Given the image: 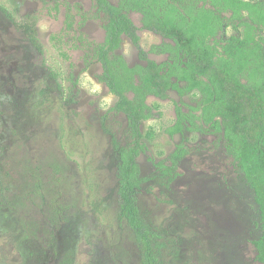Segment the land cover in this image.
Returning a JSON list of instances; mask_svg holds the SVG:
<instances>
[{"label":"rangeland","instance_id":"rangeland-1","mask_svg":"<svg viewBox=\"0 0 264 264\" xmlns=\"http://www.w3.org/2000/svg\"><path fill=\"white\" fill-rule=\"evenodd\" d=\"M127 16L139 45L123 37L115 54L130 67L145 66L139 50L171 64L174 43L143 30L140 13ZM103 22L94 0H0V264H141L142 247L120 216L112 146V138L124 143L126 119L111 111L116 98L93 57ZM242 29L227 27L218 50ZM200 101L198 92L147 97L140 218L159 236L161 264H259L253 192L222 135L197 119ZM176 107L194 126L185 121L171 137ZM179 147L170 175L157 172Z\"/></svg>","mask_w":264,"mask_h":264},{"label":"trees","instance_id":"trees-1","mask_svg":"<svg viewBox=\"0 0 264 264\" xmlns=\"http://www.w3.org/2000/svg\"><path fill=\"white\" fill-rule=\"evenodd\" d=\"M102 14L104 41L96 44L93 57L101 66L98 81L115 98L111 111L126 119L123 144L112 138L117 153V192L120 216L142 247L141 264H161L159 236L140 218L138 192L141 177L138 157L145 145L140 126L150 116L148 96L166 99L168 91L180 95H201L199 121L213 133L221 134L225 148L253 192L258 209L260 236L252 241L255 260L264 264V3L246 0H94ZM135 11L142 16V29L174 43L171 64L159 65L139 50L145 66L130 67L115 52L123 37L138 47L137 28L127 16ZM242 27V33L222 41L216 37L227 27ZM30 28L29 26H25ZM216 43V45L211 44ZM65 57V54L61 53ZM180 84L183 87H180ZM175 124L169 136L182 133L194 123L175 108ZM184 154L179 147L171 166L156 163L162 175H170Z\"/></svg>","mask_w":264,"mask_h":264}]
</instances>
